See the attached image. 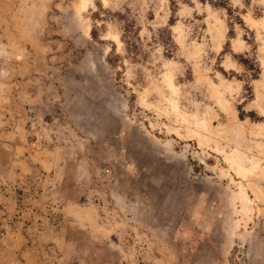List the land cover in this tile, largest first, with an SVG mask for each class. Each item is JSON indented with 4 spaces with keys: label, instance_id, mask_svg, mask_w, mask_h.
I'll return each mask as SVG.
<instances>
[{
    "label": "rangeland",
    "instance_id": "rangeland-1",
    "mask_svg": "<svg viewBox=\"0 0 264 264\" xmlns=\"http://www.w3.org/2000/svg\"><path fill=\"white\" fill-rule=\"evenodd\" d=\"M0 264H264V0H0Z\"/></svg>",
    "mask_w": 264,
    "mask_h": 264
},
{
    "label": "trees",
    "instance_id": "trees-1",
    "mask_svg": "<svg viewBox=\"0 0 264 264\" xmlns=\"http://www.w3.org/2000/svg\"><path fill=\"white\" fill-rule=\"evenodd\" d=\"M202 1H207V0H202ZM211 1L212 0H208ZM126 29L128 30V26L126 27ZM130 28H129V32H130ZM96 31L93 30V35L95 36ZM109 63L111 65H115L116 64V59L115 58H110L108 59ZM242 63L244 64V66L251 72V75L254 77H257L259 75V67H257L256 63L254 60L250 59V58H244L242 59ZM243 117V115H241Z\"/></svg>",
    "mask_w": 264,
    "mask_h": 264
}]
</instances>
